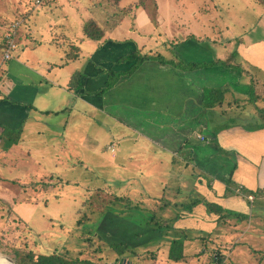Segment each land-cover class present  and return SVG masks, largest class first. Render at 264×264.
<instances>
[{"label": "crops", "instance_id": "obj_1", "mask_svg": "<svg viewBox=\"0 0 264 264\" xmlns=\"http://www.w3.org/2000/svg\"><path fill=\"white\" fill-rule=\"evenodd\" d=\"M56 3L50 11L60 10L61 1ZM41 12L47 11L29 18L34 25L29 26L27 46L40 38L33 51L45 45L53 54L35 60L22 57L24 62L16 54L7 64L0 63V89L7 96L0 102V135L6 128L20 129L21 138L53 133L57 138L58 131L39 126L44 117L68 113L70 119L87 117L92 124L97 118L102 129L111 126L108 149L118 151L111 158L116 161L115 180L123 188L129 190L132 177L141 174L146 181H157L162 191L146 194L144 200H172V207H179L180 199L201 201L176 224L189 220L202 231L207 225L218 229L219 216L207 212L206 201L230 215H253L249 207L264 200V9L253 30L235 38L231 49L215 40L212 46L185 39L170 49L166 43L156 44L153 48L163 53L173 52L163 55L166 59L177 58L185 67L146 60L130 75L125 73L136 62L118 63L120 58L157 52L105 32L102 40H91L94 47L87 53L84 33L77 41L63 32L43 40L38 27ZM72 46L79 53L65 61ZM111 70L121 73L120 79L102 93ZM212 90L222 92L221 104H214L217 96L209 95ZM85 105L97 112L93 119ZM230 187L234 193H227Z\"/></svg>", "mask_w": 264, "mask_h": 264}, {"label": "rangeland", "instance_id": "obj_2", "mask_svg": "<svg viewBox=\"0 0 264 264\" xmlns=\"http://www.w3.org/2000/svg\"><path fill=\"white\" fill-rule=\"evenodd\" d=\"M57 1L0 0V63L7 64L4 52L15 27L13 58L17 54L24 62L22 57L31 56L35 60L38 56L53 54L45 45L33 51L40 38L27 46L29 26L34 25L29 18L41 10L47 11L41 12L38 20L43 40L49 34L63 32L67 36L74 35L77 41L83 35L82 25L94 19L107 37L115 35L116 39L135 42L139 49L146 46L152 48L153 53L170 57L173 52L163 53L153 47L166 43L170 49L178 42L193 39L204 44L215 40L223 43L224 49H231L235 38H242L253 30L264 9L258 0H145L151 10L157 5L153 18L151 12L140 6L139 0H121L119 4L115 0H59L60 10L50 11ZM257 34L256 30L253 35ZM93 47L94 42L85 37V53ZM85 108L87 116L93 119L97 112L87 105ZM42 124L58 131L59 136L52 138L53 133L20 138L7 158L0 147V178L25 186L22 189L0 183V242L3 246L0 254L3 256L13 261V250L33 251L37 255L58 252L68 258L89 259L97 264H120L117 255L95 236L101 234L108 242L141 244L132 246L135 253H129L123 264H264V213L258 211H264V200L249 207L253 212L250 219L224 221L218 229L207 225L202 231L189 220L176 224L193 240L185 241L182 262L171 261L168 259L170 240L181 238L182 234L171 232L162 240L142 245L144 241L136 238L143 236V231L132 228L128 222H120L112 214L113 210L110 213L107 209L116 196L127 197L141 209L132 219L147 218V212L154 211L162 219L170 220L188 201L176 200L177 209L171 206L172 200H165L171 205L161 211L163 201L144 200L146 194L162 192L157 181H146L141 174L134 175L129 190L116 182L118 176H114L112 165L116 161L111 156L118 155V151L108 149L112 138H107L111 126L102 129L97 118L92 124L87 117L85 121L80 116L70 119L68 113H60L44 117L39 126ZM27 184L33 188L26 187ZM117 207L123 208L122 205ZM149 232L151 235L152 231ZM156 236L161 235L156 233ZM89 237L93 238L92 245L87 240Z\"/></svg>", "mask_w": 264, "mask_h": 264}, {"label": "trees", "instance_id": "obj_3", "mask_svg": "<svg viewBox=\"0 0 264 264\" xmlns=\"http://www.w3.org/2000/svg\"><path fill=\"white\" fill-rule=\"evenodd\" d=\"M153 1V0H151ZM117 2L116 4H119L121 0H115ZM140 6H142L143 9H146L150 15L155 18V14L158 11L157 10V5L155 6V10L149 9V6L147 5L145 0H139ZM148 2V1H147ZM259 4H262L264 6V0H258ZM130 11L126 10V13ZM83 33L85 37H87L90 40L93 41H100L104 38V30L98 25V23L94 19H89L83 24ZM79 48L76 46H72L71 51L67 53V59L65 61H70L72 59H76L78 53H79ZM234 57V56H232ZM146 60H156L160 63L167 64L170 63L176 67H185V65L182 63V61H179L177 58H173L172 60L166 59L162 54L157 53V54H152V55H142L140 51L129 54L127 56H124L118 60V63H123V62H133L135 61L136 63L133 65L132 69L128 72H126V75L132 74L136 68L139 66V64L143 63ZM226 66H229L228 63L226 62H220ZM121 73H118L116 71H109V79L107 81V87L103 89L101 92L104 93L106 90L110 89L113 87L120 79ZM2 79L0 77V83ZM209 95H214L217 96V99H215L214 104H221L223 101V95L221 91L218 90H212ZM209 96V97H211ZM252 96H255L254 92L252 93ZM7 99V96L2 93V90L0 89V102L4 101ZM264 112V111H263ZM21 138V131L20 129L18 130H9V129H4V131L0 135V147L3 148L5 152L9 151L13 146L18 144V141ZM53 174H50V176ZM0 183H10L9 181L2 180L0 178ZM14 187L19 188L20 186L22 189L25 187L22 184L20 185L16 181H13ZM20 187V188H21ZM26 187H30V189L33 188L32 185L27 184ZM243 189H241V192H245ZM249 191H247L248 193ZM227 193L231 194L234 193L232 188H228ZM246 193V192H245ZM5 203L8 204L7 201L3 200ZM164 202V206H162L161 211L166 209L167 207H170V203L167 202L165 203V200H162ZM117 202V203H116ZM201 201H189L186 205H183V207H179L180 209L178 210L177 214L174 216V218H171L170 220H165L160 217V215L154 211L147 212L146 216L148 217H140L136 216L134 219L131 218V216L137 212H139L140 206L138 204H133L131 200L127 199V197H115V200L112 205L108 206V209L111 213V209L113 210L112 214H114L118 219L122 221L128 222L129 225L132 226V228H136L138 231H143V236H138L136 238L137 240H142L144 245L145 242H151L152 240H157V239H164V236L170 235L171 232H176L182 234L181 238H173L170 240V245H169V252H168V259L174 262H182L185 258L184 255V249H185V241L189 240L192 241L193 238H190L185 235V230L181 228H176L174 224L178 220H181L185 217L186 214H190L193 212L195 207L200 203ZM132 203V204H131ZM116 204V205H115ZM205 207L207 209V212L210 214H216L218 215L217 219V225H220L222 222L227 221L230 217H236L238 218V221H241L245 219L244 214L238 213L236 216L233 214L230 215L226 210H224L221 206L210 203V202H205ZM122 209L118 208L117 206H121ZM200 205V204H199ZM175 207H178L177 205ZM13 209V208H12ZM182 212V213H181ZM115 223L116 220L114 221ZM152 231V234H150L149 231ZM136 232H133V234ZM156 233L160 234L161 236H156ZM92 235V234H91ZM95 236L107 246L108 249H110L113 253L117 255V260L120 261L121 259H128L130 256L129 253L134 254V250H132L133 247H137V244L135 246L131 245L129 242L125 241H113V242H108L105 237L101 234H95ZM88 242L90 245H92L91 241L93 240L92 237L87 238ZM136 241V240H134ZM133 246V247H132ZM3 246L0 242V250L2 251ZM13 261L16 264H97L94 263L92 260L89 259H80V258H68L64 255L59 254L58 252L50 253V254H35L33 251H21V250H13ZM219 260V258H216Z\"/></svg>", "mask_w": 264, "mask_h": 264}, {"label": "built area", "instance_id": "obj_4", "mask_svg": "<svg viewBox=\"0 0 264 264\" xmlns=\"http://www.w3.org/2000/svg\"><path fill=\"white\" fill-rule=\"evenodd\" d=\"M15 34H16V27H15V31H14L13 36H10V38L8 37L9 41H7V47H6V50L4 52L5 53L4 61H9L13 58L12 52H14L16 50V43H15L14 38H12V37H14ZM112 151H114V149Z\"/></svg>", "mask_w": 264, "mask_h": 264}, {"label": "bare ground", "instance_id": "obj_5", "mask_svg": "<svg viewBox=\"0 0 264 264\" xmlns=\"http://www.w3.org/2000/svg\"><path fill=\"white\" fill-rule=\"evenodd\" d=\"M0 264H16V263L11 259H9L8 257L0 254Z\"/></svg>", "mask_w": 264, "mask_h": 264}, {"label": "water", "instance_id": "obj_6", "mask_svg": "<svg viewBox=\"0 0 264 264\" xmlns=\"http://www.w3.org/2000/svg\"><path fill=\"white\" fill-rule=\"evenodd\" d=\"M124 262H125V260L124 259H121L120 264H123Z\"/></svg>", "mask_w": 264, "mask_h": 264}]
</instances>
